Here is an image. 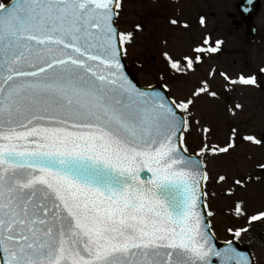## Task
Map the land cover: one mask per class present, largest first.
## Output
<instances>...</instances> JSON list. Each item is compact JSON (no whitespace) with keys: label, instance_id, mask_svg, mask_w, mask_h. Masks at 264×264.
<instances>
[{"label":"snow or ice","instance_id":"6c2138e0","mask_svg":"<svg viewBox=\"0 0 264 264\" xmlns=\"http://www.w3.org/2000/svg\"><path fill=\"white\" fill-rule=\"evenodd\" d=\"M122 8L123 0L0 3V264H256L237 244L264 224V209L250 213L237 199L234 215L246 223L227 227L232 238L218 247L204 157L241 143L264 149V135L232 126L223 145L210 142L213 129L194 108L223 99L215 69L187 95L169 84L194 76L223 41L205 34L178 57L163 50L167 71L140 85L124 63L135 33L119 27ZM218 75L224 94L259 86L256 75ZM226 107L235 116L242 105ZM194 126L198 151L187 140ZM256 173L264 160L253 173L214 179L232 196Z\"/></svg>","mask_w":264,"mask_h":264},{"label":"rangeland","instance_id":"374dc122","mask_svg":"<svg viewBox=\"0 0 264 264\" xmlns=\"http://www.w3.org/2000/svg\"><path fill=\"white\" fill-rule=\"evenodd\" d=\"M8 1L0 0L2 3ZM239 1L123 0L118 18L121 30L135 33L133 43L126 46L128 51L124 59L136 72L141 85L155 84L160 75L167 71L161 55L163 50L178 57L188 52L194 42L201 40L205 34H211L214 40L223 41L221 51L205 62L194 76L169 80L173 94L187 95L201 77L212 69L216 70L214 86L221 91L223 99L204 98L194 108L195 118L213 129L210 140L213 144L223 145L232 126H236L244 134L252 133L258 137L264 135V75L259 72L260 68H264V0H261L262 9L254 19L258 36L252 42L247 39L245 27L235 30L229 17L234 14L240 20L236 9ZM200 17H204V26L198 23ZM171 19L185 20L191 27L187 30L175 27L170 24ZM137 24L141 25L140 29H136ZM220 71L229 73L233 78L241 72L256 75L259 86L241 87L231 94H224L220 88L223 83L218 75ZM237 103L242 108L233 107L236 115L232 116L226 105L232 107ZM201 139L202 134L194 126L191 135L187 136L191 150L198 151ZM260 160H264V149L248 143H241L226 156L204 157L210 173L206 200L208 210L214 212V217L211 218L212 230L218 240L232 238L227 227L246 223L234 215L233 205L237 199L246 201L250 213L264 209V173H256L260 175V180L254 177L246 189L237 190L232 196L225 195L227 186L217 184L215 176L221 173H253L254 165ZM260 230L254 225L250 233L239 241L243 246L251 248L256 264H264V245L260 239L261 234L264 236V225Z\"/></svg>","mask_w":264,"mask_h":264},{"label":"water","instance_id":"95a60500","mask_svg":"<svg viewBox=\"0 0 264 264\" xmlns=\"http://www.w3.org/2000/svg\"><path fill=\"white\" fill-rule=\"evenodd\" d=\"M247 8L249 9L247 12L244 11V9ZM262 6L260 3V0H252V2L249 4L247 2V0H241L238 4H237V9L239 10V12L241 13V19L242 21L246 24L247 27V36L249 38L250 41L255 40V38L257 37L258 34V30L257 27L253 24V19L256 15H258L259 11L261 10ZM233 18L235 16H232ZM241 25V22L238 21H234L233 22V26L235 29H238ZM124 63L126 65V70L128 71V73L135 79L138 81L137 76L135 74L132 73V71L130 70L129 66L127 65V63L124 60ZM217 246L218 247H224L226 246L224 242H219L217 241ZM237 247L240 251H247L250 254L251 250L249 248H243L239 243L237 244Z\"/></svg>","mask_w":264,"mask_h":264},{"label":"trees","instance_id":"16d2710c","mask_svg":"<svg viewBox=\"0 0 264 264\" xmlns=\"http://www.w3.org/2000/svg\"><path fill=\"white\" fill-rule=\"evenodd\" d=\"M255 225L257 226V230L259 231L261 229V227H263L264 224H261V223L258 222ZM260 239H261V241L263 242V245H264V236H262V234L260 235Z\"/></svg>","mask_w":264,"mask_h":264},{"label":"flooded vegetation","instance_id":"af4514ba","mask_svg":"<svg viewBox=\"0 0 264 264\" xmlns=\"http://www.w3.org/2000/svg\"><path fill=\"white\" fill-rule=\"evenodd\" d=\"M229 17H230V15H229ZM152 60H154V59H152Z\"/></svg>","mask_w":264,"mask_h":264}]
</instances>
